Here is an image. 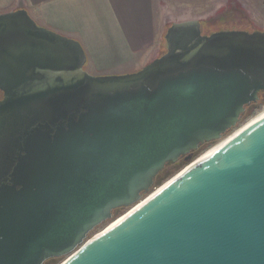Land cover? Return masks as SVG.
I'll use <instances>...</instances> for the list:
<instances>
[{
	"label": "water",
	"instance_id": "1",
	"mask_svg": "<svg viewBox=\"0 0 264 264\" xmlns=\"http://www.w3.org/2000/svg\"><path fill=\"white\" fill-rule=\"evenodd\" d=\"M164 40L93 76L79 42L0 14V264H264V116L152 189L264 93V32L187 20Z\"/></svg>",
	"mask_w": 264,
	"mask_h": 264
},
{
	"label": "crops",
	"instance_id": "2",
	"mask_svg": "<svg viewBox=\"0 0 264 264\" xmlns=\"http://www.w3.org/2000/svg\"><path fill=\"white\" fill-rule=\"evenodd\" d=\"M163 0H0V14L25 10L40 27L76 40L86 54L85 70L127 74L143 68L160 49L157 12ZM187 6L211 0H186ZM263 2L261 3V5ZM261 10H263L261 8ZM263 16L255 19L264 25ZM264 30V29H263Z\"/></svg>",
	"mask_w": 264,
	"mask_h": 264
},
{
	"label": "rangeland",
	"instance_id": "3",
	"mask_svg": "<svg viewBox=\"0 0 264 264\" xmlns=\"http://www.w3.org/2000/svg\"><path fill=\"white\" fill-rule=\"evenodd\" d=\"M195 1H201V0H195ZM262 2L264 3V0H211L210 4L198 5V2H195L196 5L188 6V8H185L187 6L185 7L182 6V5H185L182 3H187L186 0L160 1V5H159L160 10H158L157 12V16H158L157 20L160 19V23L162 25L157 27V29L161 30L159 33L162 35V38L159 39V42L156 44L157 47L159 46L160 49L156 52V55L153 58H150L147 60L145 66L151 61H153L154 59L160 57L162 54L165 53L166 44L164 40V35L166 32V29L172 23L183 22L187 20H199L200 22L204 23V26L202 27V29L204 33H207V34L212 31H219V30H239L238 27L248 29L245 31L258 30V31L264 32L263 30L264 25L259 26V25H262L261 23L262 21L258 22L255 20V19H258L260 16H263L262 13L264 12V10H261ZM231 6H236L242 11L243 16L246 17L247 25H240V24L233 25L234 23L229 22V23H223L221 25H214L212 23V26L210 27L209 23H211L212 20L217 19L224 14L226 15L227 11L229 10ZM90 75H93V74H90ZM104 75H122V74H100V75L97 74L93 76H104ZM251 110H252L251 115H249L246 119H244V121L240 124V126L243 125L245 122H247L252 117H254L255 115H257L259 112L264 110V95L260 97L259 102L256 105H254V107L251 108L249 112ZM240 126H238V128ZM207 149H209V147ZM170 177L166 178L164 182L167 181ZM125 212L126 210H123L120 215H122ZM104 227L105 225H103L101 228L96 230L92 236H94L96 233L101 231ZM61 261L62 260H60L59 263Z\"/></svg>",
	"mask_w": 264,
	"mask_h": 264
},
{
	"label": "trees",
	"instance_id": "4",
	"mask_svg": "<svg viewBox=\"0 0 264 264\" xmlns=\"http://www.w3.org/2000/svg\"><path fill=\"white\" fill-rule=\"evenodd\" d=\"M229 22L230 23H234L233 25H238V24H240V25H247L246 17L243 16L242 11L239 8H237L236 6H231L229 8V10L227 11L226 15L224 14V15L220 16L219 18L212 20L211 23H209V25L211 27L212 26V23L214 25H221L223 23H229ZM200 23H201V30H202V34L203 35H209V34H211L213 32H216V31H212V32H210L208 34L207 33H204V31L202 29V27L204 26V23H202V22H200ZM238 29L239 30H248V29L242 28V27H238ZM219 31H222V30H219ZM261 96H259V99H260ZM259 99H258L257 102H255V103L251 104L250 106L246 107L245 113L242 116L240 123H242L244 121V119H246L249 115H251L252 110L250 112H249V110L251 108H253L254 105H256L259 102ZM212 144L213 143L203 144V145H201L199 147L198 150L194 151L190 155H186V156H183V157L179 158L178 161L176 162V164L169 163L168 165H166V167L164 168V170L161 173H159L157 175V177L155 178L154 185H153V188L152 189L157 188L158 186H160L164 182V180L166 178L172 176L173 174L177 173L180 169H182L184 166H186L189 159H190L189 161H192L198 155H200L201 153H203ZM123 210H125V209L124 208H120V209L114 210L113 211V219L117 218L121 214V212ZM102 226L103 225L95 228L88 235V238H91L92 235H93V233L96 230H98L99 228H101ZM60 260H62V258H59V259H50V260L46 261L44 264H58Z\"/></svg>",
	"mask_w": 264,
	"mask_h": 264
},
{
	"label": "bare ground",
	"instance_id": "5",
	"mask_svg": "<svg viewBox=\"0 0 264 264\" xmlns=\"http://www.w3.org/2000/svg\"><path fill=\"white\" fill-rule=\"evenodd\" d=\"M263 116H264V110H262L257 115H255L254 117H252L251 119H249L247 122H245L243 125H241L239 128H237L236 130H234L229 136H227L226 138L222 139L221 141H219L216 144H214L213 146H211L204 154H202L199 158H197L191 165L187 166L184 170H187L188 168H190L193 164H195L196 162H198L202 158L208 156L212 152H214L217 149H219L226 142H228L229 140H231L234 136H236L237 134H239L242 130H244L245 128H247L248 126H250L251 124H253L257 120H259ZM182 172H184V171H182ZM174 178H176V177L174 176ZM174 178H170V180H173ZM170 180L168 179L167 181H170ZM165 183L167 184V182H165Z\"/></svg>",
	"mask_w": 264,
	"mask_h": 264
},
{
	"label": "built area",
	"instance_id": "6",
	"mask_svg": "<svg viewBox=\"0 0 264 264\" xmlns=\"http://www.w3.org/2000/svg\"><path fill=\"white\" fill-rule=\"evenodd\" d=\"M261 8L264 10V3L261 5Z\"/></svg>",
	"mask_w": 264,
	"mask_h": 264
},
{
	"label": "flooded vegetation",
	"instance_id": "7",
	"mask_svg": "<svg viewBox=\"0 0 264 264\" xmlns=\"http://www.w3.org/2000/svg\"><path fill=\"white\" fill-rule=\"evenodd\" d=\"M261 95H264V93H261L260 96H261Z\"/></svg>",
	"mask_w": 264,
	"mask_h": 264
}]
</instances>
